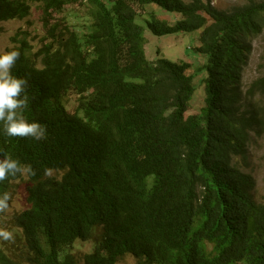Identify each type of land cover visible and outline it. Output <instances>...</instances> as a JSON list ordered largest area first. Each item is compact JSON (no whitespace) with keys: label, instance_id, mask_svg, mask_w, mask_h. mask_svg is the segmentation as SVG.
I'll use <instances>...</instances> for the list:
<instances>
[{"label":"trees","instance_id":"obj_1","mask_svg":"<svg viewBox=\"0 0 264 264\" xmlns=\"http://www.w3.org/2000/svg\"><path fill=\"white\" fill-rule=\"evenodd\" d=\"M135 3L180 19L144 18ZM34 4L39 47L17 37L6 51L21 53L12 72L28 80L23 115L47 138L8 137L0 123V159L36 173L26 174L29 208L6 228L14 240L0 238V264H79L72 248L92 239L83 264L126 255L137 264H264V203L238 163L264 137V62L243 83L264 0L230 10L211 0H0V23L25 19ZM67 7L80 12L73 25V16L56 18ZM140 17L155 36L202 30L200 113L186 116L190 65L148 61ZM66 96L77 103L72 112ZM21 179L0 182V195Z\"/></svg>","mask_w":264,"mask_h":264},{"label":"rangeland","instance_id":"obj_2","mask_svg":"<svg viewBox=\"0 0 264 264\" xmlns=\"http://www.w3.org/2000/svg\"><path fill=\"white\" fill-rule=\"evenodd\" d=\"M248 0H211L214 7L220 10H230L234 6H240L247 3ZM263 1V0H255ZM136 10L143 14L144 18H148V12H153L158 18L174 21L180 19V16L167 12L157 6L148 5L145 9L135 3ZM80 12L76 7H67L63 12L59 13L56 18L72 17L71 25L75 24V15ZM55 16L56 14L53 13ZM42 11L39 5L34 4L31 7L28 17L22 20H14L0 23V54H3L7 48L14 46V38H27L33 49L39 47L41 38L44 35L42 25ZM140 17L137 19L139 25L144 28L145 53L148 61L153 62L158 58L169 59L174 62H186L190 65L188 72L193 77L195 90L186 116L200 113V109L204 105L206 95V71L202 66L206 64L207 57L199 54L197 48L200 46L199 38L202 30H196L190 33H176L171 35L155 36L147 28L145 19ZM252 52L249 63L243 73V83L248 87L261 74V64L264 62V30L261 34L251 40ZM63 104L70 111L76 109L77 103L71 96L63 98ZM241 167L250 172L256 182L254 192L257 201L264 203V137H253L250 145L247 159L244 161L238 159ZM56 174L52 173L51 176ZM59 177V175H58ZM28 180L25 175L18 181L11 192V200L9 207L0 216V229H6L12 223V219L29 208L27 202ZM1 241L0 243H2ZM95 240L78 241L72 248V252L79 258V264H83V256L91 253L95 248ZM138 260L132 255H126L121 258L117 264H137Z\"/></svg>","mask_w":264,"mask_h":264},{"label":"clouds","instance_id":"obj_3","mask_svg":"<svg viewBox=\"0 0 264 264\" xmlns=\"http://www.w3.org/2000/svg\"><path fill=\"white\" fill-rule=\"evenodd\" d=\"M20 57L19 50L0 54V123L8 137L44 140L47 138V128L39 122H29L23 115V110L28 107L29 102L28 96L24 94L28 80L17 77L12 72ZM4 156V159H0V182L18 175L36 174L31 165H22L11 156ZM44 174L51 177L52 170L45 169ZM10 200L9 193L5 192L0 195V212L8 209ZM0 238L5 241L14 240L13 233L7 229H0Z\"/></svg>","mask_w":264,"mask_h":264}]
</instances>
